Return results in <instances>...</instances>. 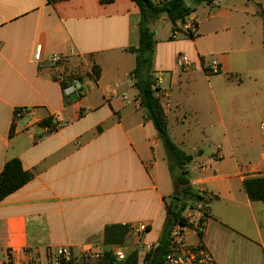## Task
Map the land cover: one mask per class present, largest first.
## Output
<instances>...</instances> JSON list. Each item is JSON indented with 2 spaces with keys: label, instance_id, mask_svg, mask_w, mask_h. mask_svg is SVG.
Returning <instances> with one entry per match:
<instances>
[{
  "label": "crops",
  "instance_id": "1",
  "mask_svg": "<svg viewBox=\"0 0 264 264\" xmlns=\"http://www.w3.org/2000/svg\"><path fill=\"white\" fill-rule=\"evenodd\" d=\"M139 21L134 0H0V172L17 158L31 174L0 202V260L11 253L13 264H47L59 247L76 255L99 247L105 259L111 250H137L145 264L157 245L175 182L135 84L129 49L139 44ZM187 21L195 37L174 36L182 23L166 15L151 24L152 75L170 136L193 156L187 177L210 200L203 238L190 228L187 241L202 239L217 264H264V200H251L244 187L264 178V7L215 0ZM53 54L66 56L65 72L86 74L81 100L64 97L48 64ZM180 54L189 69L178 66ZM213 59L218 73L208 71ZM20 107L29 112L16 119ZM54 120L62 126L47 134L44 123ZM139 223L149 228L142 236ZM116 224L130 226L127 240L107 245L105 229ZM130 236L145 249L130 251Z\"/></svg>",
  "mask_w": 264,
  "mask_h": 264
},
{
  "label": "trees",
  "instance_id": "2",
  "mask_svg": "<svg viewBox=\"0 0 264 264\" xmlns=\"http://www.w3.org/2000/svg\"><path fill=\"white\" fill-rule=\"evenodd\" d=\"M63 0H48L55 3ZM140 9L139 21V44L129 50L136 56V67L133 75L136 79V87L139 91L140 105L145 109L147 117L152 121L158 137L163 144L170 174L174 182L179 185V195L172 196L167 203V217L161 237L154 247L145 255V264H164L166 254L169 251L170 235L178 224L188 225L185 216L187 209L202 204L206 211V218L210 217V200L200 194L191 184L187 177V165L193 156L186 154L171 138L166 113L157 97L154 89L155 78L153 77V62L155 57L156 33L151 24L163 15H166L173 24L185 23L187 17L201 4H212L215 0H134ZM192 37L195 33H190ZM92 73L99 78V67L94 66ZM50 126L49 122L44 123ZM31 180V174L24 170L19 159L8 161L0 172V202L25 186ZM246 193L251 200H264V178H250L244 182ZM149 231V228H148ZM130 232L129 225L116 224L106 227L105 243L107 245H123ZM204 233H200L203 238ZM109 258V255H106ZM107 258L104 259L106 262ZM117 262L111 258V264ZM123 264H138V251L130 253Z\"/></svg>",
  "mask_w": 264,
  "mask_h": 264
},
{
  "label": "built area",
  "instance_id": "3",
  "mask_svg": "<svg viewBox=\"0 0 264 264\" xmlns=\"http://www.w3.org/2000/svg\"><path fill=\"white\" fill-rule=\"evenodd\" d=\"M180 32L195 33L196 25L193 22L186 21L174 29L173 35L175 36ZM35 61L38 63L43 62L42 45L37 46ZM66 62V56L63 54H53L48 57V64L55 71L54 79L60 83L64 97L81 100L85 94L86 85L84 79L86 74L79 69L65 72L62 69ZM177 64L180 68L186 70L190 68L191 61L186 54H180ZM207 68L210 73L220 72V65L216 59H213ZM159 83L160 79L156 78L153 88L158 89L156 95L160 98L162 91L159 88ZM28 112V108L20 107L15 111V118L19 119ZM61 126L62 124L59 121L54 120L52 125L45 127L46 132L49 134L58 130ZM260 128L264 137V122L261 123ZM185 216L189 223L185 226L178 224L173 229L169 240V251L166 254L164 264H217L214 256L202 239L197 244H190L187 241V231L190 228H193L199 236L206 229L208 219L206 218L204 206L197 204L194 208L187 209ZM147 230V225L144 223H139L135 229L138 236L144 235ZM108 254L116 262H125L128 259L126 253L122 250H111ZM103 257H105V254L99 247L85 249L81 255H76L68 247H59L49 253L47 264H111L110 258L104 262L105 258ZM0 264H13L12 254L9 253L5 260H0ZM25 264H42V262L38 258H33Z\"/></svg>",
  "mask_w": 264,
  "mask_h": 264
},
{
  "label": "rangeland",
  "instance_id": "4",
  "mask_svg": "<svg viewBox=\"0 0 264 264\" xmlns=\"http://www.w3.org/2000/svg\"><path fill=\"white\" fill-rule=\"evenodd\" d=\"M261 1V4H262V7H264V0H260ZM213 145L211 144L210 146H208L207 147V153H208V150L210 151L211 150V147H212ZM204 160V159H203ZM129 241H128V247H129V250L131 251V250H133L134 248H138V249H140V250H144L145 249V246H144V244H143V241L141 240L140 242L139 241H137V243H134L133 242V237L132 236H130L129 237Z\"/></svg>",
  "mask_w": 264,
  "mask_h": 264
},
{
  "label": "water",
  "instance_id": "5",
  "mask_svg": "<svg viewBox=\"0 0 264 264\" xmlns=\"http://www.w3.org/2000/svg\"><path fill=\"white\" fill-rule=\"evenodd\" d=\"M179 195V185L177 182L174 183V196ZM116 264H122V262H117Z\"/></svg>",
  "mask_w": 264,
  "mask_h": 264
}]
</instances>
